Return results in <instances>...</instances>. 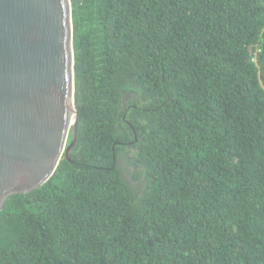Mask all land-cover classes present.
<instances>
[{"label":"trees","instance_id":"1","mask_svg":"<svg viewBox=\"0 0 264 264\" xmlns=\"http://www.w3.org/2000/svg\"><path fill=\"white\" fill-rule=\"evenodd\" d=\"M71 1L76 143L0 264H264V0Z\"/></svg>","mask_w":264,"mask_h":264},{"label":"water","instance_id":"2","mask_svg":"<svg viewBox=\"0 0 264 264\" xmlns=\"http://www.w3.org/2000/svg\"><path fill=\"white\" fill-rule=\"evenodd\" d=\"M74 69L71 0H0V212L71 159Z\"/></svg>","mask_w":264,"mask_h":264},{"label":"clouds","instance_id":"3","mask_svg":"<svg viewBox=\"0 0 264 264\" xmlns=\"http://www.w3.org/2000/svg\"><path fill=\"white\" fill-rule=\"evenodd\" d=\"M254 61H256V58H254Z\"/></svg>","mask_w":264,"mask_h":264}]
</instances>
